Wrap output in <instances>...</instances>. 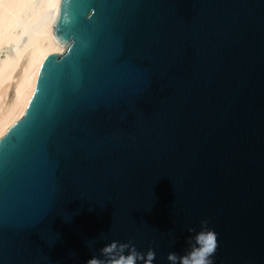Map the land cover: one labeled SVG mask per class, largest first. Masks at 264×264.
I'll return each instance as SVG.
<instances>
[{
	"label": "water",
	"instance_id": "95a60500",
	"mask_svg": "<svg viewBox=\"0 0 264 264\" xmlns=\"http://www.w3.org/2000/svg\"><path fill=\"white\" fill-rule=\"evenodd\" d=\"M53 31L0 137V264H170L204 219L214 264H264V0H61Z\"/></svg>",
	"mask_w": 264,
	"mask_h": 264
},
{
	"label": "bare ground",
	"instance_id": "6f19581e",
	"mask_svg": "<svg viewBox=\"0 0 264 264\" xmlns=\"http://www.w3.org/2000/svg\"><path fill=\"white\" fill-rule=\"evenodd\" d=\"M61 0H0V137L21 117L47 55L64 52L53 21Z\"/></svg>",
	"mask_w": 264,
	"mask_h": 264
},
{
	"label": "clouds",
	"instance_id": "9594fccd",
	"mask_svg": "<svg viewBox=\"0 0 264 264\" xmlns=\"http://www.w3.org/2000/svg\"><path fill=\"white\" fill-rule=\"evenodd\" d=\"M189 232L195 229L189 228ZM175 240L174 230L169 232ZM188 248L183 255L169 252L167 260L170 264H214V255L218 247L217 233L208 227V220L201 221V230L194 237L187 238ZM100 255H93L86 264H154L156 252L149 248L147 252L139 251L129 240L120 242L115 239L99 249Z\"/></svg>",
	"mask_w": 264,
	"mask_h": 264
}]
</instances>
